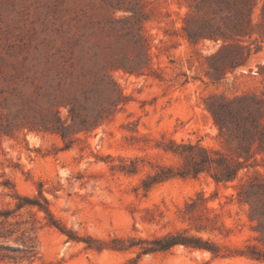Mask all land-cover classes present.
<instances>
[{"label":"rangeland","instance_id":"374dc122","mask_svg":"<svg viewBox=\"0 0 264 264\" xmlns=\"http://www.w3.org/2000/svg\"><path fill=\"white\" fill-rule=\"evenodd\" d=\"M194 3L0 0V264H264L237 195L264 175V159L256 154L228 182L178 174L181 144L235 156L209 106L264 97V41L244 65L221 69L239 58L210 59L220 41L188 39ZM66 47L97 70L110 53L125 97L97 128L64 139L22 117H33L32 79L55 76ZM61 117L69 122L65 107ZM171 237L186 242L151 250Z\"/></svg>","mask_w":264,"mask_h":264},{"label":"trees","instance_id":"16d2710c","mask_svg":"<svg viewBox=\"0 0 264 264\" xmlns=\"http://www.w3.org/2000/svg\"><path fill=\"white\" fill-rule=\"evenodd\" d=\"M183 30L194 43L205 39L220 41V48L210 59L230 53L239 60L227 61L221 69H235L261 49L264 0H195L184 20ZM254 42L257 43L255 49L251 47ZM68 48L59 50L61 53L53 66L55 76L50 78L45 70L47 73L42 71L32 79L27 105L33 117H22L28 126L56 131L64 139L71 130L88 132L97 128L110 118L125 97L111 77L110 69L116 60L110 53L103 57L102 67L97 70L84 64L73 49L69 52ZM217 104L209 109L220 132L235 142V156L196 144H181L183 150H175L185 160L178 172L180 176H196L207 171L217 182H228L237 178L256 154L264 159V97L238 96L233 100H219ZM62 107L68 111L69 122L61 117ZM237 195L240 201L248 203L250 218L256 222L259 239L264 244V175L257 174L242 182ZM156 242L158 245L151 250H164L186 241L171 237ZM193 246L201 247L199 243ZM256 258L264 260V251H259Z\"/></svg>","mask_w":264,"mask_h":264}]
</instances>
